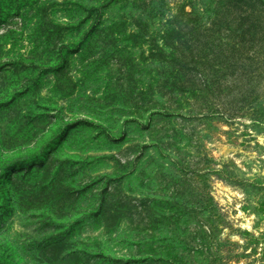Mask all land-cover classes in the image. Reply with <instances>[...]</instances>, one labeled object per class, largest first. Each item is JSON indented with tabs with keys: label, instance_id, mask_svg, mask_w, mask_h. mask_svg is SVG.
<instances>
[{
	"label": "rangeland",
	"instance_id": "rangeland-1",
	"mask_svg": "<svg viewBox=\"0 0 264 264\" xmlns=\"http://www.w3.org/2000/svg\"><path fill=\"white\" fill-rule=\"evenodd\" d=\"M0 264H264V0H0Z\"/></svg>",
	"mask_w": 264,
	"mask_h": 264
}]
</instances>
